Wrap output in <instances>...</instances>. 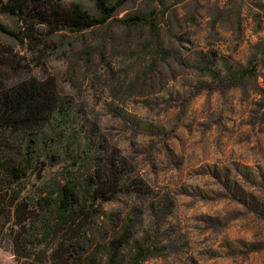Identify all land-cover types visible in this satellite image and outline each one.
Returning a JSON list of instances; mask_svg holds the SVG:
<instances>
[{
  "label": "rangeland",
  "instance_id": "374dc122",
  "mask_svg": "<svg viewBox=\"0 0 264 264\" xmlns=\"http://www.w3.org/2000/svg\"><path fill=\"white\" fill-rule=\"evenodd\" d=\"M75 1L96 13L93 0L62 4ZM134 12L157 17L158 47L147 26L113 19L83 32L31 21L30 41L0 13L7 83L52 78L73 98L75 129L129 187L106 210L136 208L135 236L159 247L142 264H264V0H125L114 18ZM202 57L252 73L225 84ZM22 263L0 246V264Z\"/></svg>",
  "mask_w": 264,
  "mask_h": 264
},
{
  "label": "trees",
  "instance_id": "16d2710c",
  "mask_svg": "<svg viewBox=\"0 0 264 264\" xmlns=\"http://www.w3.org/2000/svg\"><path fill=\"white\" fill-rule=\"evenodd\" d=\"M93 1L95 14L79 1L66 6L63 0H0V13L19 16L30 41L36 32L31 21L51 26L53 17L57 31L83 32L113 19L126 28L147 26L146 45L158 47L157 17L134 12L114 18L125 0ZM215 61L202 57L199 68L225 84L239 85L252 73L249 66L224 63L222 74ZM7 77L0 64V246L27 264H142L157 255V244L135 236L136 208L106 210L105 203L129 187L118 175L119 160L101 155V140L75 129L73 98L52 78L7 83Z\"/></svg>",
  "mask_w": 264,
  "mask_h": 264
}]
</instances>
